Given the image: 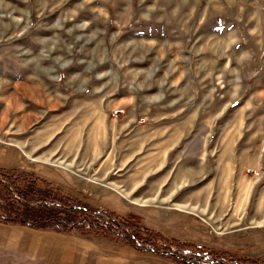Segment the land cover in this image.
<instances>
[{
  "label": "rangeland",
  "instance_id": "rangeland-1",
  "mask_svg": "<svg viewBox=\"0 0 264 264\" xmlns=\"http://www.w3.org/2000/svg\"><path fill=\"white\" fill-rule=\"evenodd\" d=\"M0 166L264 263V228L249 230L263 214L249 193L264 186V0H0ZM23 229L0 225L1 246L49 250L59 239ZM66 233L88 264L129 254ZM29 254L0 250V264H42Z\"/></svg>",
  "mask_w": 264,
  "mask_h": 264
},
{
  "label": "trees",
  "instance_id": "trees-1",
  "mask_svg": "<svg viewBox=\"0 0 264 264\" xmlns=\"http://www.w3.org/2000/svg\"><path fill=\"white\" fill-rule=\"evenodd\" d=\"M0 223L103 236L181 264H264L253 257L226 256L209 246L167 236L114 210L81 206L44 176L13 166H0Z\"/></svg>",
  "mask_w": 264,
  "mask_h": 264
},
{
  "label": "crops",
  "instance_id": "crops-1",
  "mask_svg": "<svg viewBox=\"0 0 264 264\" xmlns=\"http://www.w3.org/2000/svg\"><path fill=\"white\" fill-rule=\"evenodd\" d=\"M262 164V162L259 164V166ZM38 171V169H37ZM41 173V172H39ZM42 174V173H41ZM40 174V175H41ZM252 188V187H251ZM249 193V198H250V204L255 206L254 212H258L260 209H262L263 214L261 213V216L255 217L254 214H251L249 221H253L258 223L257 225H252L250 226V229H253L254 227H260L264 228V224H261L264 222V186L260 189L258 195L256 196V187L250 189ZM198 194V193H197ZM256 199L255 201L253 200V197ZM249 200V199H248ZM247 200V201H248ZM253 202V203H252ZM198 207L201 206V204H197ZM205 208H201L202 212H206V209L208 208L209 204H205ZM235 208L238 206V203H234L233 205ZM200 209V208H198ZM191 215H194L193 213H190ZM246 216V215H245ZM247 217V216H246ZM236 221L235 223L238 224L239 222L243 221V217L240 219L239 217L235 218ZM247 219V218H246ZM248 221V219H247ZM198 222L195 220V217H192L190 219V223L192 224L191 227L197 228L195 226V223ZM0 225H8V226H15V227H21L23 228H29L31 230H38L36 234H50L51 236H58L59 239L56 237H53L54 241L53 244L54 246L49 247L48 249H42L41 245H37L34 247H25V248H20V247H2V235L0 233V250H6L9 251L10 249L14 250H26L27 253L29 254L31 259L33 261H36L40 259L42 264L48 263V264H88V251H87V246H84V243L82 241H74L71 239L70 234L71 233H57L51 230H41V229H35L30 226L24 225V224H1ZM24 230V229H23ZM21 232V231H19ZM54 234V235H52ZM21 235V233L19 234ZM248 244V243H247ZM124 246V249L127 248L129 251V254L126 256V258H122L119 253L118 254H113V255H107L105 257L104 253H101L100 255L97 256L96 263L95 264H135V258L137 257V254L140 255L141 257L143 256H149L148 258H151L149 262L147 261V264H181L175 261L171 260H164L161 257H153L156 259L152 258V253H139L137 250H135L132 246L127 245V244H121ZM48 251V252H47ZM47 252V253H46ZM40 258H39V256ZM129 256H132L134 259L133 261H129Z\"/></svg>",
  "mask_w": 264,
  "mask_h": 264
},
{
  "label": "built area",
  "instance_id": "built-area-1",
  "mask_svg": "<svg viewBox=\"0 0 264 264\" xmlns=\"http://www.w3.org/2000/svg\"><path fill=\"white\" fill-rule=\"evenodd\" d=\"M113 113V116H119V115H121V114H123L124 113V110H121V111H112Z\"/></svg>",
  "mask_w": 264,
  "mask_h": 264
},
{
  "label": "bare ground",
  "instance_id": "bare-ground-1",
  "mask_svg": "<svg viewBox=\"0 0 264 264\" xmlns=\"http://www.w3.org/2000/svg\"><path fill=\"white\" fill-rule=\"evenodd\" d=\"M119 111H121V110H119Z\"/></svg>",
  "mask_w": 264,
  "mask_h": 264
}]
</instances>
